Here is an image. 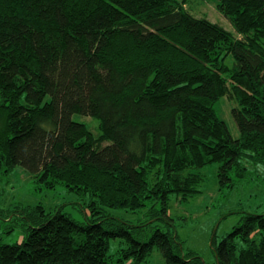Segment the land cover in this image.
<instances>
[{
	"label": "trees",
	"instance_id": "16d2710c",
	"mask_svg": "<svg viewBox=\"0 0 264 264\" xmlns=\"http://www.w3.org/2000/svg\"><path fill=\"white\" fill-rule=\"evenodd\" d=\"M215 7L235 33L186 0H0V170L21 165L40 186L90 197L84 221L17 206L25 235L0 242V264H146L155 246L162 264H206L145 227L167 215L169 192L200 190L206 164L226 187L264 161V0ZM224 96L236 138L214 106ZM148 203L138 224L107 212ZM211 244L216 264H264V214L244 212Z\"/></svg>",
	"mask_w": 264,
	"mask_h": 264
},
{
	"label": "rangeland",
	"instance_id": "374dc122",
	"mask_svg": "<svg viewBox=\"0 0 264 264\" xmlns=\"http://www.w3.org/2000/svg\"><path fill=\"white\" fill-rule=\"evenodd\" d=\"M216 0H186V8L198 17H206L235 33L229 18L215 7ZM228 57V62H229ZM233 99L221 97L215 106L218 115L226 122L232 137L239 136V131L231 113ZM74 120L83 121L94 133L99 132V119L92 115L72 114ZM248 172L236 180L232 186L221 187L217 181V163H208L201 168L203 179L199 191L181 200L174 192H169L166 207L167 215L149 220L150 232L155 227L173 232L185 251L191 250L203 258L206 264H216L212 240L218 242L240 221L244 212L264 214V161L246 162ZM88 194H79L68 190L63 184L53 188L38 185L32 174L21 165L9 171L0 170V242L14 243L25 235V218L17 206L33 207L37 204L44 212L57 209L69 214L78 221H84L88 213ZM156 208L160 207L155 203ZM149 203L146 207L130 211L124 208H107L112 216L130 223H141L150 218ZM215 235V236H214ZM214 236V238H213ZM120 237H111L108 253L117 255L122 246ZM162 256L157 247L151 251L146 264H162Z\"/></svg>",
	"mask_w": 264,
	"mask_h": 264
}]
</instances>
